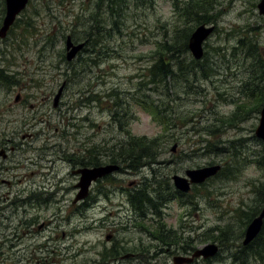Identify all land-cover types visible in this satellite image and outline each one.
I'll return each mask as SVG.
<instances>
[{
  "label": "rangeland",
  "instance_id": "rangeland-1",
  "mask_svg": "<svg viewBox=\"0 0 264 264\" xmlns=\"http://www.w3.org/2000/svg\"><path fill=\"white\" fill-rule=\"evenodd\" d=\"M114 1L111 8L110 0H30L0 38V67L16 77L11 86L0 84V146L30 143L36 162L16 173L11 187L0 184V264H174V257L209 243L220 246L219 254L194 264H264V230L251 246L243 245L246 214L264 207V142L256 135L264 108L258 105L264 99L261 0H195L200 19L215 27L200 61L205 69L195 71L203 65L193 64L189 51L171 53L183 71L175 67L163 84L147 78L153 53L180 31L192 34L202 25L181 10L189 0ZM4 15L6 1L0 0V28ZM68 35L88 43L72 62ZM20 96L22 104L16 103ZM139 103L157 107L168 128ZM22 131L35 137L23 141ZM131 136L159 139L158 164L123 168L93 186L84 205H73L78 180L67 159L76 157L75 146H98L106 162ZM212 164L223 165V174L191 196L178 194L174 175ZM151 185L159 190L150 193L159 195L161 214L152 206L138 211L130 202ZM28 192L37 200L28 202ZM159 237L190 238L192 248L169 247ZM114 251L120 255L111 258Z\"/></svg>",
  "mask_w": 264,
  "mask_h": 264
},
{
  "label": "trees",
  "instance_id": "trees-1",
  "mask_svg": "<svg viewBox=\"0 0 264 264\" xmlns=\"http://www.w3.org/2000/svg\"><path fill=\"white\" fill-rule=\"evenodd\" d=\"M110 2L111 8L112 6L116 5V2L114 0H110ZM198 3L205 4L206 2H204L203 0H199ZM198 3L195 0H189L183 5L181 10L184 9L186 11V15L189 20H195L197 23L201 24L205 23V20L200 19L201 14L199 12H201L202 9L197 8ZM175 7L178 9L179 5H175ZM95 30L96 27L93 29V32H95ZM190 34L191 33H189V31L182 30L178 33V35H176V38L172 39L171 43H165L164 45L159 44L157 52L153 53L156 56V59L150 66V68H148L147 78L149 79V84H163L164 82L174 77L175 67L178 68L183 62L178 56H169V54L177 53L180 56L181 54L187 52ZM90 36L89 39H91ZM96 42L97 41H95V43ZM93 47L96 48L95 45ZM192 63L195 65H203L202 68L195 67V71L197 72L199 69L204 70V65H206L207 62L204 64L200 61L193 60ZM7 68L8 66H5V64L4 67H0V84L11 86L15 84L14 79L16 77L15 75H10ZM179 71H183L182 66L179 67ZM262 76L264 77V72ZM263 100L260 98L258 105L262 104L264 102ZM139 106H141L144 110H147L149 113L153 114L160 122V125L164 127V129L168 128L167 120L162 116L157 107L153 105H146V103H141ZM158 140V138L149 139L147 137L131 136L128 143L124 144V146H121L120 148H118V146L114 147V150L110 152L109 162L125 165L132 170H139L142 167H146V165H150L156 160L157 152H159V148L157 147ZM224 171L225 170H223L220 175H222ZM151 191L155 192V194L159 193V190L155 189L153 185H151ZM133 198L135 200L134 204L139 208L142 207L143 202L144 208L146 206L157 207V199H159V195H157V199H155L153 197H150L148 193L144 192V189H141V192H136V194L133 195ZM258 213L259 212L247 213V221H251L255 216L258 215ZM222 232H224L223 229Z\"/></svg>",
  "mask_w": 264,
  "mask_h": 264
},
{
  "label": "water",
  "instance_id": "water-1",
  "mask_svg": "<svg viewBox=\"0 0 264 264\" xmlns=\"http://www.w3.org/2000/svg\"><path fill=\"white\" fill-rule=\"evenodd\" d=\"M29 0H6V16L3 22V26L0 30V37L5 38L10 30V28L15 23L17 17L26 9ZM260 13L264 14V0L259 4ZM214 32V27H206L205 25L200 26L192 34L189 41V49L196 60H201L204 57V43L209 38V36ZM85 44L75 45L72 41V37L67 38V50H68V61H72L76 58L77 54L84 48ZM63 92V87L60 89L59 94L55 99V106L59 104L61 95ZM258 138L264 140V108L261 113L260 125L256 131ZM177 145L174 146L175 150ZM120 167L118 165H109L97 167L94 169H85L81 171L82 178L79 186L81 187V193L76 199V202L80 199L86 198L88 196L90 185L93 181H97L99 178H103L109 174L118 171ZM222 169L220 165L209 166L204 168H198L193 170H188L186 172V177L174 176L173 180L177 189L183 192H190L192 184H202L206 182L209 178L216 176ZM264 225V209L261 214L255 218L251 224L248 226L244 245L247 246L253 242L258 235L261 233ZM109 238V237H108ZM219 253V247L216 244H208L203 248L197 249L191 257L178 256L175 257V264H191L195 259L205 258L209 259L215 257Z\"/></svg>",
  "mask_w": 264,
  "mask_h": 264
},
{
  "label": "flooded vegetation",
  "instance_id": "flooded-vegetation-1",
  "mask_svg": "<svg viewBox=\"0 0 264 264\" xmlns=\"http://www.w3.org/2000/svg\"><path fill=\"white\" fill-rule=\"evenodd\" d=\"M93 100L96 99V95L92 96ZM24 102L23 98H20L18 104H22ZM61 106V102L60 105ZM22 135L19 133L18 135L21 136L22 140H27V139H32L35 137V134H33L31 131H22ZM88 143V139L86 140ZM83 149L80 147H76V150L73 152L76 157L67 159L68 165L72 167L73 174H75L76 180H78V183L81 179V175L77 174V171H81L85 168H94L101 166V157H100V152H99V147L96 145H93L91 148ZM74 149V147H73ZM72 149V150H73ZM8 152H12L15 154V158L10 159V155ZM33 153V146L30 145V143H25V142H18V140H9L5 144H2L0 146V158L3 162V164L0 165V184L7 185L8 187L12 186V181H10L11 178H16L18 177L16 173L20 171H26L31 165L36 164L35 161H33V158L31 157ZM11 161V163H14V165L11 167L6 166L5 163L7 161ZM14 161V162H13ZM26 164H29V166H26ZM79 171V172H80ZM33 175V173H32ZM29 175H25V178L28 177ZM100 181H98L96 184H94V187L98 185ZM61 183V182H60ZM77 183V184H78ZM77 188V186H75ZM27 191H35V188L33 190H26ZM27 199L28 202L30 201H36V195L35 193L28 192L27 194ZM27 202V201H25ZM83 203L82 205H84ZM2 210V209H0ZM44 225H41L39 229H42ZM114 236V235H113ZM176 247H180L178 245H172ZM184 248L187 246L183 245ZM188 248H191L190 246ZM133 255H131L132 257ZM135 256V255H134ZM143 257V255H141ZM130 257V258H131ZM125 257H123L124 259Z\"/></svg>",
  "mask_w": 264,
  "mask_h": 264
},
{
  "label": "bare ground",
  "instance_id": "bare-ground-1",
  "mask_svg": "<svg viewBox=\"0 0 264 264\" xmlns=\"http://www.w3.org/2000/svg\"><path fill=\"white\" fill-rule=\"evenodd\" d=\"M94 43V42H93ZM94 52V51H93ZM100 192V191H99ZM106 192V194L108 193L107 191H105ZM20 248H18L17 250H19Z\"/></svg>",
  "mask_w": 264,
  "mask_h": 264
}]
</instances>
